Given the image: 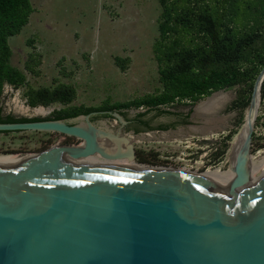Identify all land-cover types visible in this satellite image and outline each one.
Masks as SVG:
<instances>
[{"label":"water","instance_id":"obj_1","mask_svg":"<svg viewBox=\"0 0 264 264\" xmlns=\"http://www.w3.org/2000/svg\"><path fill=\"white\" fill-rule=\"evenodd\" d=\"M263 80L264 67L252 89L239 149L229 159L234 177L214 185L169 170L80 164L94 156L125 158L109 156L104 138L113 141L110 148L127 149L134 162L118 112L107 113L119 123L115 135L91 122L105 113L0 124V133L80 140L0 160V264H264V162L251 169Z\"/></svg>","mask_w":264,"mask_h":264},{"label":"rangeland","instance_id":"obj_2","mask_svg":"<svg viewBox=\"0 0 264 264\" xmlns=\"http://www.w3.org/2000/svg\"><path fill=\"white\" fill-rule=\"evenodd\" d=\"M34 12L19 35L9 38L12 51L11 64L26 77V87L13 89L6 86L0 97L3 116L15 118H46L59 108L27 106L24 92L27 87L52 88L56 83L72 85L76 91L73 106L100 107L109 103H124L153 94L161 88L158 65L154 58L153 44L158 38L161 7L156 0H31ZM39 61L30 72L25 69L28 57ZM124 60V70L115 58ZM238 88H229L215 94L226 96L220 107L208 113L219 120L214 127V139L228 129L233 139L241 131L246 109L226 112ZM212 96V97H214ZM197 103L191 126L183 129L180 115L188 112L186 103L162 109L174 115H163L154 124L171 126L167 132H150L140 135L127 134L133 143L134 163L154 169L185 171L205 175L208 170L230 171L229 159L232 142L219 161H209L211 147L200 148L201 126L209 120L203 117ZM145 108L127 111L129 116L145 112ZM205 113V112H204ZM153 114V113H151ZM154 119L153 115L147 120ZM208 119V120H206ZM79 124L81 121H73ZM99 130L115 135L119 123L113 118L91 120ZM211 124L212 120L208 121ZM100 142L112 146L107 138ZM80 140L56 133L18 132L0 134V156L17 157L41 153L57 146H76ZM231 146V150H230ZM264 158V99L260 96L252 134L251 162ZM231 160V159H230Z\"/></svg>","mask_w":264,"mask_h":264},{"label":"trees","instance_id":"obj_3","mask_svg":"<svg viewBox=\"0 0 264 264\" xmlns=\"http://www.w3.org/2000/svg\"><path fill=\"white\" fill-rule=\"evenodd\" d=\"M161 7L158 38L153 44L161 88L124 103L105 102L97 108L73 106L76 91L72 85L56 83L52 88H30L24 92L30 108L58 105L46 118H15L3 116L0 124L39 121H69L91 113H105L91 117L111 118L107 113L118 112L126 117L130 109L145 108L134 120L148 125L147 114L174 115L163 107L186 103L193 105L211 94L237 87L230 110L244 111L249 104L257 76L264 67V0H156ZM34 9L31 0H0V97L4 86L13 89L26 87V77L11 64L12 51L8 40L20 34L28 24ZM124 70V60L115 58ZM39 61L28 57L25 69L32 71ZM260 96L264 99V80ZM161 126L160 129H170ZM151 129V127H150ZM138 132V131H137ZM4 132L0 134H9ZM18 133V132H15ZM233 137L231 131L228 139ZM227 145L218 147L212 161H219Z\"/></svg>","mask_w":264,"mask_h":264},{"label":"bare ground","instance_id":"obj_4","mask_svg":"<svg viewBox=\"0 0 264 264\" xmlns=\"http://www.w3.org/2000/svg\"><path fill=\"white\" fill-rule=\"evenodd\" d=\"M219 93H221V92H219ZM226 98H227L226 96L216 95V96L210 98L207 102L201 104L199 107V110L202 112H211V111H213V109L220 106L222 101H224ZM242 135H243V128L239 132V135L236 136L232 142L233 147H232V150L230 153L231 161H233V157L235 156L236 152L239 149V145L241 142ZM106 150L108 151L107 154L109 156H123L125 158L119 159V160H108V159L101 158L99 156H94V157H90V158L84 159L82 161H79V163L85 164V165H98V166H106V167L126 169V170H155L154 168H149L146 166L137 165L133 161L129 160L127 158V149H121L118 145H115V147H113V148L106 146ZM21 157H30V155H28V156H17V157L0 156V160L21 158ZM263 162H264V158L258 162H251V169L255 168L256 166L260 165ZM160 170H164V169H160ZM180 172L184 173V174H191V173H188V172H185L182 170ZM191 175H194L196 178L202 180V182L210 184V185L218 184V183L227 181V180L234 177V175L231 171L221 172L219 170H213V171L208 170V172H206L205 175H202V174L201 175L191 174Z\"/></svg>","mask_w":264,"mask_h":264},{"label":"flooded vegetation","instance_id":"obj_5","mask_svg":"<svg viewBox=\"0 0 264 264\" xmlns=\"http://www.w3.org/2000/svg\"><path fill=\"white\" fill-rule=\"evenodd\" d=\"M210 96L205 97L203 99H210V98H212ZM235 98H236V96H235ZM226 100H227V98L224 101H222V103L225 102ZM197 103H195L193 105H187V104H185V107H188L189 108L188 109V112H186L184 114H181L180 115V120H179V124H180V126L183 129L188 128L189 126H191L192 116L196 112V107H197L196 105H197ZM218 107H220V106H218ZM229 107H231V103L226 107L225 111L226 112H230V111L231 112H234V110H230ZM217 108H215V109H217ZM215 109H213V111ZM238 111H239V109H238ZM208 113H210V112H205V113L203 112L201 114L204 115L203 117H209V120L210 121L212 120L213 123L211 124L210 122H208L209 120L206 119L208 121L205 122L201 126L202 128H201L200 131H201V136L202 137H201V139L199 140L198 143L200 145V148H202V149H204L205 147H211L210 148V154H209V158H210V157H212L214 155V153L216 152V150L218 149L219 146L222 147L223 145H227V149H226V152H227V150L229 148V146H228L229 143L233 142V140H232L233 137H231L230 139H228V137L231 134V129H228V131L226 133L219 134L221 136L218 139L216 138V139L213 140V136L215 134L214 132H216V131H214V127L217 126L219 120L215 119L213 121V119L210 118V116H209L210 114L208 115ZM135 115L129 116L127 114L126 117H123L122 116L125 119V121H126V125L123 126V128H122V132H124L125 135L131 133V134H133V135L136 136V135H140V134H143V133L167 132V131H169V129H166V130L160 129L161 126H165L164 124H154V123H152V121L155 120L159 116H154L153 114H150V116L153 115L154 119H152L151 122H149L148 125L146 126V125L138 124L137 122H135V120H134ZM148 115L149 114H147L146 117L144 118L146 122H147V116ZM69 121H71V120H69ZM150 127H151V129H150ZM230 150H231V146H230ZM135 158H136V152H135Z\"/></svg>","mask_w":264,"mask_h":264},{"label":"built area","instance_id":"obj_6","mask_svg":"<svg viewBox=\"0 0 264 264\" xmlns=\"http://www.w3.org/2000/svg\"><path fill=\"white\" fill-rule=\"evenodd\" d=\"M6 86H8V85H5L4 88H5ZM8 87H10V86H8Z\"/></svg>","mask_w":264,"mask_h":264}]
</instances>
